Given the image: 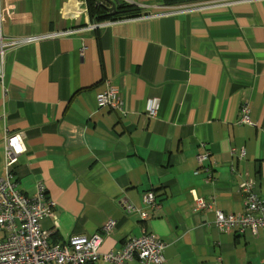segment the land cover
Wrapping results in <instances>:
<instances>
[{"label": "crops", "instance_id": "obj_1", "mask_svg": "<svg viewBox=\"0 0 264 264\" xmlns=\"http://www.w3.org/2000/svg\"><path fill=\"white\" fill-rule=\"evenodd\" d=\"M86 1L19 0L15 21H3L8 39L73 33L6 51L0 179L3 135L19 134L25 151L11 181L25 196L43 187L56 217L40 221L50 244L105 236L111 224L99 254L153 234L166 243L162 264H264V229L224 232L214 223L216 210L243 212V180L264 201V0L189 12L176 10L219 0H119L139 15L96 29ZM74 6L79 13L63 16ZM106 81L124 112L98 106ZM148 99L159 101L153 118ZM244 105L251 124L241 122ZM149 191L158 210L142 202ZM193 193L206 209L195 212Z\"/></svg>", "mask_w": 264, "mask_h": 264}, {"label": "built area", "instance_id": "obj_2", "mask_svg": "<svg viewBox=\"0 0 264 264\" xmlns=\"http://www.w3.org/2000/svg\"><path fill=\"white\" fill-rule=\"evenodd\" d=\"M19 0H0V78L3 77L4 56L9 48L23 44L33 43L44 39L57 38L72 34V30H63L54 33H44L35 36L8 39L3 31L5 19L14 22L18 13ZM259 2L263 0H219L216 2L193 3L185 5L176 11L189 12L194 9H205L210 6H231L241 2ZM175 10L172 11V13ZM113 20L91 24V29L110 25ZM105 90L97 95L96 101L100 107H109L124 112L123 101L118 97V91L108 81ZM159 109L158 99H148L144 114L148 118L157 115ZM241 122L251 124L249 109L242 106ZM5 144V176L0 179V264H91L102 260L107 264H162L165 261L164 250L166 243L153 234H145L139 238H132L121 245L116 251L99 254L98 249L104 237L110 232L112 225L102 228L105 236L94 234L92 236H71L63 244L52 245L48 242L49 233L40 227L44 217H53L52 204L45 200L43 187L32 196L22 194L14 182L11 181V167L17 162L18 156L25 151L19 134L4 133ZM244 158V151L239 152L238 159ZM204 157H201L203 160ZM244 198V210L239 214H227L216 210L215 226L219 231L243 233L250 230L256 233L264 229V201L261 200L252 181L243 180L238 186ZM196 203L195 212L206 209L208 206L193 193ZM146 208L158 210L161 202L155 200L152 191L142 196ZM128 212L137 211L142 219L147 217L143 210H135L130 205L123 204Z\"/></svg>", "mask_w": 264, "mask_h": 264}, {"label": "trees", "instance_id": "obj_3", "mask_svg": "<svg viewBox=\"0 0 264 264\" xmlns=\"http://www.w3.org/2000/svg\"><path fill=\"white\" fill-rule=\"evenodd\" d=\"M119 1V0H118ZM172 4H187L203 0H166ZM86 10L90 20L94 23L102 22L105 20H117L123 17H137L140 13V9L134 5L127 4L119 1V6L117 8L118 13L113 16H108L103 8L96 7L92 2L86 1Z\"/></svg>", "mask_w": 264, "mask_h": 264}, {"label": "water", "instance_id": "obj_4", "mask_svg": "<svg viewBox=\"0 0 264 264\" xmlns=\"http://www.w3.org/2000/svg\"><path fill=\"white\" fill-rule=\"evenodd\" d=\"M98 1V0H94ZM99 6L103 8V10L106 12L108 16H113L118 13V6H119V1L118 0H99Z\"/></svg>", "mask_w": 264, "mask_h": 264}, {"label": "bare ground", "instance_id": "obj_5", "mask_svg": "<svg viewBox=\"0 0 264 264\" xmlns=\"http://www.w3.org/2000/svg\"><path fill=\"white\" fill-rule=\"evenodd\" d=\"M76 9V6H74L73 8H72V10H74V11H68V10H66L65 8L64 9H62V13H63V16H69L70 14L71 15H74V13H77L78 11H77V9ZM79 13V12H78Z\"/></svg>", "mask_w": 264, "mask_h": 264}, {"label": "flooded vegetation", "instance_id": "obj_6", "mask_svg": "<svg viewBox=\"0 0 264 264\" xmlns=\"http://www.w3.org/2000/svg\"><path fill=\"white\" fill-rule=\"evenodd\" d=\"M87 1H89V2H92L96 7H100L99 6V0L96 2V1H94V0H87Z\"/></svg>", "mask_w": 264, "mask_h": 264}, {"label": "rangeland", "instance_id": "obj_7", "mask_svg": "<svg viewBox=\"0 0 264 264\" xmlns=\"http://www.w3.org/2000/svg\"><path fill=\"white\" fill-rule=\"evenodd\" d=\"M136 1H138V0H136ZM139 2V1H138Z\"/></svg>", "mask_w": 264, "mask_h": 264}]
</instances>
